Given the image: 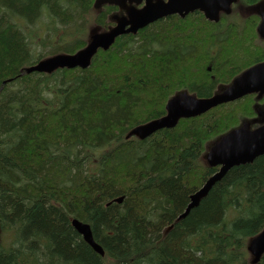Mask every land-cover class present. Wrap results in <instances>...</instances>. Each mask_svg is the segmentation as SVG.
Segmentation results:
<instances>
[{"label":"trees","instance_id":"1","mask_svg":"<svg viewBox=\"0 0 264 264\" xmlns=\"http://www.w3.org/2000/svg\"><path fill=\"white\" fill-rule=\"evenodd\" d=\"M93 4L0 0V264H251L247 244L264 229V155L233 167L179 217L218 171L202 161L207 146L255 116L253 97L145 140L127 134L164 116L176 93L209 98L262 60L255 25L168 16L118 37L87 69L23 73L84 47L89 24L109 25L112 8ZM43 19L52 45L36 56L31 36ZM73 219L91 226L104 257Z\"/></svg>","mask_w":264,"mask_h":264},{"label":"water","instance_id":"2","mask_svg":"<svg viewBox=\"0 0 264 264\" xmlns=\"http://www.w3.org/2000/svg\"><path fill=\"white\" fill-rule=\"evenodd\" d=\"M236 0H95L94 8L103 6H117L125 10L128 17L117 19L115 27L104 33L92 29L85 48L76 54H57L27 67L23 73L52 74L59 69H87L91 66L92 59L100 49L108 51L123 35H136L152 23L171 15L185 18L188 14L200 11L207 20L219 22V14L227 12ZM145 2L142 9L129 8V5H140ZM260 35L264 36V21L259 28ZM8 81L4 82L5 85ZM264 95V62L256 65L240 77L236 78L225 90L206 99H199L193 95L182 92L176 94L166 105V114L162 118L153 120L132 129L127 138L136 137L145 140L164 129L175 128L182 119L199 117L220 105L238 101L248 94ZM258 119L243 123L239 128L233 129L221 136L211 144L204 164L209 167H219V171L211 176L203 187L193 194L185 212L179 219L185 218L192 209L196 208L205 198L212 187L222 180L233 168L251 164L258 157L264 155V125L252 129L253 123L260 122L264 112L257 108ZM118 204L123 198L116 200ZM73 228L96 253L103 256V249L95 242L91 227L77 220L72 222ZM252 264H257L264 255V230L251 239L247 246Z\"/></svg>","mask_w":264,"mask_h":264},{"label":"flooded vegetation","instance_id":"3","mask_svg":"<svg viewBox=\"0 0 264 264\" xmlns=\"http://www.w3.org/2000/svg\"><path fill=\"white\" fill-rule=\"evenodd\" d=\"M106 7H111L112 12L110 11L108 13V18H109L110 24L107 25L106 27H101V31H103V32L108 31L111 27L115 26V22H116L115 18L116 17H121V16L124 17V16L128 15L125 11L120 10L116 6H105L98 13H101L102 11H104ZM142 7H143V4L140 6H137V8H142ZM175 16H178V15H175ZM178 17H180V16H178ZM180 18H182V17H180ZM206 21H208V20H206ZM263 21H264V0H236L230 6V8L227 12L221 13L219 22H217V23L210 22V21H208V22L212 23V24H220L225 29L235 28L238 30H244L246 25H247V22H253V25H255L254 26L255 33H256V36L258 38L259 44H260L261 49H262L261 52L264 53V36L260 35V33L258 31L260 26L262 25ZM263 62H264V57L262 60H256V61H253L251 63L244 64V66L241 67L239 72L236 73L231 78L230 81H228V82L220 81L218 83L217 89H220V88L225 89L226 87H228L232 83L233 80L240 77L244 72H246L250 68H252L256 65H259ZM252 97H253V107H260L262 109V111L264 112V95L259 96L258 94H253ZM255 117H257V115H255L253 118H255ZM261 117H262V118H260L261 121L256 123V125H255L256 127H253V125H252L253 128H257L260 125H264V115H262ZM255 119H258V118H255Z\"/></svg>","mask_w":264,"mask_h":264},{"label":"rangeland","instance_id":"4","mask_svg":"<svg viewBox=\"0 0 264 264\" xmlns=\"http://www.w3.org/2000/svg\"><path fill=\"white\" fill-rule=\"evenodd\" d=\"M48 19H43L42 22L38 23L33 29H36V33L34 36H31V41H32V49L33 52L36 56L43 52H48L50 49V46L52 45V42L49 44H46V40L48 38L51 40L49 37V32L46 31L47 27H53V26H47L48 25ZM53 34V33H52ZM60 34H55V38L60 37ZM59 40V38H58ZM43 42L46 44V48L43 46ZM62 43H64V39H62ZM71 41L67 42V45H71Z\"/></svg>","mask_w":264,"mask_h":264}]
</instances>
